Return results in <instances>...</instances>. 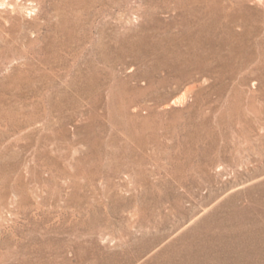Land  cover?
I'll use <instances>...</instances> for the list:
<instances>
[{
	"label": "rangeland",
	"instance_id": "rangeland-1",
	"mask_svg": "<svg viewBox=\"0 0 264 264\" xmlns=\"http://www.w3.org/2000/svg\"><path fill=\"white\" fill-rule=\"evenodd\" d=\"M0 264H264V0H0Z\"/></svg>",
	"mask_w": 264,
	"mask_h": 264
}]
</instances>
